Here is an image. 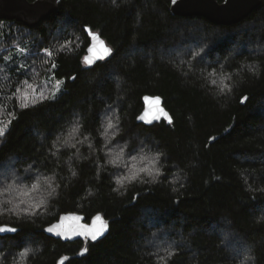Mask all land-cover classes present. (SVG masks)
Wrapping results in <instances>:
<instances>
[{"label":"trees","instance_id":"1","mask_svg":"<svg viewBox=\"0 0 264 264\" xmlns=\"http://www.w3.org/2000/svg\"><path fill=\"white\" fill-rule=\"evenodd\" d=\"M261 1L229 27L175 17L171 0H62L36 28L0 21V224L19 230L0 236V264H58L78 255L84 242L45 233L68 213L88 223L102 214L110 233L66 264H264ZM86 28L113 50L93 67L83 62ZM24 80L63 84L55 97L23 107ZM222 81L231 91L221 92ZM145 96L162 97L173 122L139 124ZM109 119L119 132L105 148L97 130ZM76 121L83 143L62 146L59 159L51 156L53 142L59 136L63 145ZM124 145L123 166L114 167L105 153ZM156 153L163 174L155 182L143 176L146 183L116 184ZM45 176L52 178L53 196L43 188L25 195ZM46 197L35 215L21 211Z\"/></svg>","mask_w":264,"mask_h":264},{"label":"water","instance_id":"2","mask_svg":"<svg viewBox=\"0 0 264 264\" xmlns=\"http://www.w3.org/2000/svg\"><path fill=\"white\" fill-rule=\"evenodd\" d=\"M62 0H35L34 2H30L28 0H0V21H16L25 25L28 28H36L42 22L47 20L53 14L57 13L59 10V6ZM262 4L261 0H171L170 11L171 14L175 17L182 18H204L209 22L218 25L229 27L232 25H237L247 19L254 11H256ZM90 29V28H86ZM96 33V32H95ZM98 34V33H97ZM88 35V33H87ZM100 36V34H98ZM100 38L105 42L107 47L111 50L112 48L107 44V42L100 36ZM113 52V50H112ZM111 52V55H112ZM92 55L91 53L86 54V56ZM111 55H109L106 59H108ZM106 59L97 60L91 66L93 67L99 62H102ZM147 98V99H145ZM159 99V105H156L154 101ZM144 102V110L141 114L147 113L145 120H149L152 118L153 114L158 112L159 108H163L164 112L168 114L169 117L172 116L170 112L166 109L164 105V99L160 96H145L143 99ZM163 121H166L163 117L158 120H154L151 124L146 123L144 121L138 120L139 124H144L146 126H154ZM173 121V119H172ZM168 123V122H167ZM169 124V123H168ZM80 217L79 221L73 220H63L64 217ZM96 216H100L102 218L103 223L106 225V229L103 231V234L98 237L95 241L91 240L89 237H84L77 235L75 231L65 230L63 236H58L54 233H49L46 229L52 225H55L61 221L65 224V229L75 228L78 224L85 225L88 227H96L100 226L99 222L94 224V218ZM90 223L86 221L85 216L77 213H68L63 214L57 222L48 226L45 229L46 235L49 237L62 241L64 243H73L82 241L84 242L83 250L76 256L71 257L67 256L62 258L58 264H66L68 261L74 258H82L86 256L88 252V244L89 243H97L98 241L103 240L110 233V224L105 219L102 214L96 215ZM18 229L15 233H0V236H8L15 235L18 233ZM86 249V250H85Z\"/></svg>","mask_w":264,"mask_h":264},{"label":"snow or ice","instance_id":"3","mask_svg":"<svg viewBox=\"0 0 264 264\" xmlns=\"http://www.w3.org/2000/svg\"><path fill=\"white\" fill-rule=\"evenodd\" d=\"M173 3H175V0H173ZM84 31L88 33L87 39L89 41V46L87 47V52L92 54L90 56H85L83 58L84 63L91 66L97 60L106 59L109 55H111L112 50L109 47H107L105 42L100 38V36L97 33H95L92 29H84ZM70 43H71L70 40L66 41L65 46H67ZM20 51L24 52V51H26V49H20ZM44 52L48 57L52 56L51 51L45 49ZM3 59L8 60V59H10V57L5 56ZM44 62L47 63V61H44ZM24 67H25L24 65L20 66L21 69ZM51 67L54 68L55 64L53 63L51 65ZM211 75H215V74L213 73ZM224 79H231V77L227 76ZM23 83L28 84V81L24 80ZM61 83H62V81L56 82V85L53 86V90H51L49 93L51 96L55 97L56 91L59 90V85ZM212 83L215 84L216 81L213 80ZM221 83H222L221 92H223L225 89H227L228 91H231V88L228 84L223 83V81ZM28 87L33 88V91H35V87L33 85L28 84ZM16 91L19 93L21 91V89L18 87L16 89ZM40 96H41V98H45V99L47 98L43 93H40ZM23 99L24 100L27 99L26 93L24 94ZM145 99H147V98H145ZM243 99L246 100L247 98L245 97ZM154 103L156 105H159V103H160L159 99H156L154 101ZM22 106L27 107V104L24 103ZM146 115H147V113L141 114L137 117V119L140 121H144L146 123L151 124L154 120H158V119H161V117H163L164 119L167 120V122L169 124H171L173 122L171 117H169L168 114L166 112H164L163 108H159L158 112L154 113L152 118L149 120H145ZM80 127H81V125H80L79 121H76L73 123V126H72L71 130L69 131L68 136L63 139V145H61V137L58 136L52 144V148L55 149V151H50V155L57 157V159H59V157L57 156V153H59L61 151L62 146L75 148L76 143H83V140H79L77 138V134L80 131ZM97 132H98V134H100L101 136H103L105 138L106 142H105L104 147L108 148V143L111 140H114L116 134L119 132L118 123H114L112 119H109L107 121V123L103 126V132H100L99 129L97 130ZM4 135H5L4 130L2 128H0V137H3ZM87 139H89V136L85 135L84 140H87ZM70 140L74 141V142L70 143ZM117 143H119V142H117ZM88 147L92 148L93 145L91 143H89ZM126 147H127V145H124L123 147L120 148V151L118 153H115V154H113L112 150L109 149L105 153L106 156L112 157V159H110L108 161V163L112 164L114 167L123 166V160H124V156H125V148ZM133 151H136V150L133 149ZM77 154H78V150H77ZM128 155H131V153H128ZM161 155H162L161 153H156L155 156L151 157L148 166L136 168L135 165H133L132 169H130L126 174H121L119 176V178L116 180V184L119 185L120 188H122V187H124L125 182L132 183V182L139 180L141 183H146L147 181L142 179L143 176H147L150 180L155 182L156 178L163 174L161 171V168L156 167V165L160 163ZM69 159H71V157H69ZM132 159H136V157L133 156ZM141 159L143 160L144 158L142 157ZM72 174L76 175L75 172H73ZM53 175H55V173H53ZM42 188L47 191V197H51L55 194L56 188L53 186L52 178L45 176L43 178V183H41V181L39 179H37V181L35 183H32L31 184V191L26 192L25 195H31L32 191H40ZM173 190H175V189H173ZM113 191H119V188H114ZM47 197L45 199L39 200L35 203H33L31 201L27 202L26 207L21 209V211L26 215H35L42 208L46 207L45 200L47 199ZM5 203H11V201H5ZM20 203H25V201H20L15 207L19 208ZM63 220L79 221L80 217H78V216H76V217H64ZM96 222H99V224H100V226L98 228L88 227L85 225H79L78 224L75 228L65 229V224L63 223V221H61L55 225L48 227L46 229V231L49 233H54L58 236H63L65 230L75 231L77 235L89 237V238H91V240L95 241L96 239H98V237L100 235L103 234V231L106 229V225L103 223L102 218L100 216H96L94 218V224ZM16 231H17V229L15 227L0 224V233H15ZM173 254L174 253L169 252V254H168L169 258ZM20 256L26 257L27 251L20 253ZM246 259H251V257H247Z\"/></svg>","mask_w":264,"mask_h":264},{"label":"rangeland","instance_id":"4","mask_svg":"<svg viewBox=\"0 0 264 264\" xmlns=\"http://www.w3.org/2000/svg\"><path fill=\"white\" fill-rule=\"evenodd\" d=\"M62 84H63V82H62ZM55 85H56V82H51V83L44 84L43 86H40V87L34 86L35 87V91H33V88L27 87L21 93L22 100L25 103H34V102H37V101H41V100H43L45 98H41L40 93H43L46 97L49 96L50 95L49 94L50 91L53 90V86H55ZM59 88H60V85H59ZM25 93L27 94V99L26 100L23 99ZM50 97H52V96L50 95Z\"/></svg>","mask_w":264,"mask_h":264}]
</instances>
